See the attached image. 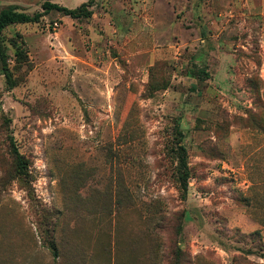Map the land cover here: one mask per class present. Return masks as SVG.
<instances>
[{"label": "rangeland", "instance_id": "rangeland-1", "mask_svg": "<svg viewBox=\"0 0 264 264\" xmlns=\"http://www.w3.org/2000/svg\"><path fill=\"white\" fill-rule=\"evenodd\" d=\"M92 10L0 31V264H264V0Z\"/></svg>", "mask_w": 264, "mask_h": 264}, {"label": "trees", "instance_id": "trees-1", "mask_svg": "<svg viewBox=\"0 0 264 264\" xmlns=\"http://www.w3.org/2000/svg\"><path fill=\"white\" fill-rule=\"evenodd\" d=\"M94 3L95 0H86L76 7H67L60 5L59 3L53 2L51 0H45L42 3V10L34 14H30L24 11H19L17 8L13 6L4 7L0 10V31L4 30L7 26L11 24L38 22L43 15L51 12L52 10L62 12L65 15H68L75 19H79L83 17L89 18L93 15L92 7ZM16 54L18 56L19 55L21 56L22 52L17 51ZM26 61H27L26 63L28 64V60ZM4 71H5L7 86L9 88L15 87L18 81L12 76L11 71L9 70V68H7L6 65H4ZM179 149L181 151L180 159L182 161V165H184V167H187L185 148L182 145H180ZM187 177L188 176H182V178L180 179L181 183L184 185L185 188L187 185Z\"/></svg>", "mask_w": 264, "mask_h": 264}]
</instances>
